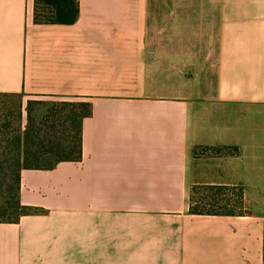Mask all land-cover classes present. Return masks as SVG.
I'll return each instance as SVG.
<instances>
[{"label": "crops", "instance_id": "0c3cea01", "mask_svg": "<svg viewBox=\"0 0 264 264\" xmlns=\"http://www.w3.org/2000/svg\"><path fill=\"white\" fill-rule=\"evenodd\" d=\"M32 4L0 0V92L91 114L81 160L22 169L45 212L0 222V264H263L264 0H79L69 25ZM194 184L246 212L190 214Z\"/></svg>", "mask_w": 264, "mask_h": 264}, {"label": "trees", "instance_id": "16d2710c", "mask_svg": "<svg viewBox=\"0 0 264 264\" xmlns=\"http://www.w3.org/2000/svg\"><path fill=\"white\" fill-rule=\"evenodd\" d=\"M79 5V0H34L33 22L75 23ZM6 95H14L19 101L14 106L5 103L0 106V192L9 194L0 202V222L15 223L22 215L45 212L43 208L20 202L22 169L49 170L59 161L81 160V127L83 119L91 114V105L83 99L53 101L43 114L36 116L35 103L31 99L23 103L25 94L0 92V96ZM207 149L218 152L223 148ZM188 211L200 215H241L246 212L242 189L219 184H194L190 190ZM262 260L264 264V236Z\"/></svg>", "mask_w": 264, "mask_h": 264}, {"label": "rangeland", "instance_id": "374dc122", "mask_svg": "<svg viewBox=\"0 0 264 264\" xmlns=\"http://www.w3.org/2000/svg\"><path fill=\"white\" fill-rule=\"evenodd\" d=\"M33 4H34V0H33ZM33 4H32V12H33ZM28 99H31V101L33 103H35L33 105L34 107V113L36 114V116H40L41 114L44 113V111L46 110V108H49L50 104L53 101H60L63 100V98H58V97H48V96H23L22 97V101L25 104V101H27ZM67 100H74V101H78L81 100V98H73V99H67ZM19 101V98L14 96V95H6V96H0V106L3 105V103L8 104V105H15L17 104ZM24 112V111H23ZM23 115H25V113H23ZM23 121L25 120V116H23ZM8 193L0 192V202L1 199L3 197H5ZM9 196V194H8Z\"/></svg>", "mask_w": 264, "mask_h": 264}]
</instances>
